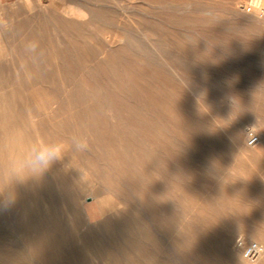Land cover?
I'll list each match as a JSON object with an SVG mask.
<instances>
[{"label": "rangeland", "instance_id": "1", "mask_svg": "<svg viewBox=\"0 0 264 264\" xmlns=\"http://www.w3.org/2000/svg\"><path fill=\"white\" fill-rule=\"evenodd\" d=\"M61 263L264 264V0H0V264Z\"/></svg>", "mask_w": 264, "mask_h": 264}, {"label": "clouds", "instance_id": "2", "mask_svg": "<svg viewBox=\"0 0 264 264\" xmlns=\"http://www.w3.org/2000/svg\"><path fill=\"white\" fill-rule=\"evenodd\" d=\"M84 147V145H78ZM63 151L56 142H40L29 146L22 153L8 160V171L14 175L35 176L47 171L63 158Z\"/></svg>", "mask_w": 264, "mask_h": 264}, {"label": "built area", "instance_id": "3", "mask_svg": "<svg viewBox=\"0 0 264 264\" xmlns=\"http://www.w3.org/2000/svg\"><path fill=\"white\" fill-rule=\"evenodd\" d=\"M258 144V138L254 135L249 136L247 140L248 147H254ZM262 247L258 246L257 244H250L245 250V256L247 258H254L257 257L262 253Z\"/></svg>", "mask_w": 264, "mask_h": 264}, {"label": "bare ground", "instance_id": "4", "mask_svg": "<svg viewBox=\"0 0 264 264\" xmlns=\"http://www.w3.org/2000/svg\"><path fill=\"white\" fill-rule=\"evenodd\" d=\"M7 173H8V172H7ZM15 176H16V175H15ZM21 177H22V176H21ZM16 178H17V177H16ZM30 178H31V177H30ZM14 180H15V179H14ZM16 180H17V179H16ZM24 180H25V177H24ZM31 180H32V179H31ZM17 181H18V180H17ZM21 181H22V179H21ZM28 181H29V180H28ZM28 183H29V182H28ZM16 184H17V183H16ZM19 185H20V184H19ZM23 185H25V184H23ZM20 186H22V185H20ZM28 186H29V185H28ZM14 187H15V186H14ZM25 187H27V186H25ZM19 188H21V187H19ZM26 190H27V189H26ZM12 191H14V190H12ZM15 191H16V190H15ZM15 191H14V192H15ZM28 191H30V190H28ZM14 192H13V193H14ZM15 194H16V193H15ZM33 195H35V194H33ZM27 196H28V195H27ZM36 197H37V196H36ZM36 197H35V198H36ZM34 200H35V199H34ZM169 201H170V200H169ZM35 203H36V202H35ZM39 204H40V203H39ZM41 206H42V205H41ZM33 207H34V206H33ZM35 209H37V208H35ZM27 210H28V209H27ZM38 210H39V208H38ZM48 210H49V209H48ZM36 212H39V211L36 210ZM33 213H34V211H33ZM46 213H47V212H46ZM47 214H48V213H47ZM49 214H50V213H49ZM35 217H36V215H35ZM35 217H34V218H35ZM254 217H255V216H254ZM34 218H33V219H34ZM34 220H36V219H34ZM36 221H37V220H36ZM38 222H40V221L38 220ZM38 222H37V223H38ZM41 224H42V223H41ZM54 224H55V223H54ZM37 226H38V224H37ZM55 227H56V226H55ZM36 228H37V227H36ZM42 228H43V227H42ZM34 230H35V228H34ZM36 230H39V229L37 228ZM43 230H45V229H43ZM127 230H128V229H127ZM44 232H45V231H44ZM135 232H136V231H135ZM60 233H61V232H60ZM38 234H39V233H38ZM57 234H59V233H57ZM60 235H62V234H60ZM45 236H46V235H45ZM70 236H71V234H69V237H70ZM56 237H57V236H56ZM62 237H63V236H62ZM62 237H61V238H62ZM71 238H72V237H71ZM38 239H40V238H38ZM37 241H38V240H37ZM55 241L58 242L57 239H56ZM66 241H67V240H66ZM68 241H69V240H68ZM68 241H67V243H68ZM72 241H73V240H72ZM39 242H40V241H39ZM75 243H76V242H75ZM45 244H46V243H45ZM48 244H49V243H48ZM73 244H74V243H73ZM50 245H51V244H50ZM50 245H49V246H50ZM61 247H62V246H61ZM64 247H65V246H64ZM71 247H72V246H71ZM71 247H70V248H71ZM73 247H74V246H73ZM76 247H77V246H76ZM92 247H93V246H92ZM38 248H39V247H38ZM51 248H52V247H51ZM43 249H45V248L43 247ZM47 249H48V248H47ZM75 249H77V251L79 252L78 248H75ZM83 249H84V248H83ZM53 250H54V249H53ZM140 250H141V249H140ZM44 251H45L44 253H46V250H44ZM54 251H55V250H54ZM74 251H75V250H74ZM48 252H49V251H47V253H48ZM50 253H52V252H50ZM53 254H54V253H53ZM64 254H65V253H64ZM75 254H76V252H75ZM77 254H78V253H77ZM77 254H76V255H77ZM44 255H46V254H44ZM60 255H61V254H60ZM60 255H58V256H60ZM158 255H159V254H158ZM46 256H49V255H46ZM55 256H56V253L54 254V257H55ZM90 257H91V256H90ZM51 258H52V257H51ZM56 258H57V256H56ZM60 259H61V258H60ZM57 261H59V260H57ZM63 261H64V260H63ZM85 263H86V262H85ZM61 264H62V263H61Z\"/></svg>", "mask_w": 264, "mask_h": 264}]
</instances>
